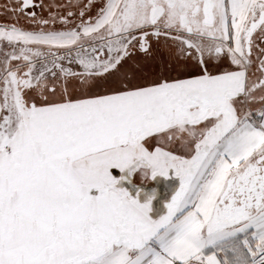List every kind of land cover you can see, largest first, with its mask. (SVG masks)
<instances>
[{"label":"snow or ice","instance_id":"snow-or-ice-1","mask_svg":"<svg viewBox=\"0 0 264 264\" xmlns=\"http://www.w3.org/2000/svg\"><path fill=\"white\" fill-rule=\"evenodd\" d=\"M3 15L0 264H264V0Z\"/></svg>","mask_w":264,"mask_h":264},{"label":"flooded vegetation","instance_id":"flooded-vegetation-1","mask_svg":"<svg viewBox=\"0 0 264 264\" xmlns=\"http://www.w3.org/2000/svg\"><path fill=\"white\" fill-rule=\"evenodd\" d=\"M47 2V0H46ZM60 2H64V0H60ZM9 0H0V20H4V5L8 4ZM113 171L117 172L119 170L113 169ZM135 182L144 183L141 187L144 188V192L141 193V198L144 199L148 194L152 193V190L155 189V198L153 199V209L155 213H159L164 211L165 209V201L170 199L175 188L179 186L180 178L172 176L170 178H165L162 176H158L154 180H144L142 181L139 176L134 177Z\"/></svg>","mask_w":264,"mask_h":264}]
</instances>
